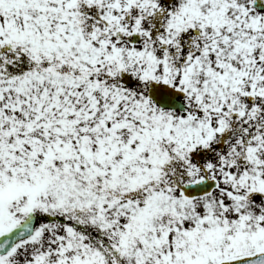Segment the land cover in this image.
Here are the masks:
<instances>
[{
    "label": "snow or ice",
    "instance_id": "6c2138e0",
    "mask_svg": "<svg viewBox=\"0 0 264 264\" xmlns=\"http://www.w3.org/2000/svg\"><path fill=\"white\" fill-rule=\"evenodd\" d=\"M0 264H264V0H0Z\"/></svg>",
    "mask_w": 264,
    "mask_h": 264
}]
</instances>
